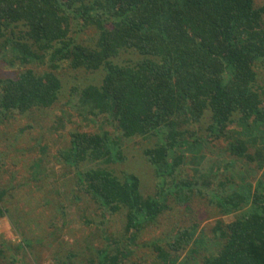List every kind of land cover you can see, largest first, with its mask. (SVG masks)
<instances>
[{
  "label": "trees",
  "instance_id": "16d2710c",
  "mask_svg": "<svg viewBox=\"0 0 264 264\" xmlns=\"http://www.w3.org/2000/svg\"><path fill=\"white\" fill-rule=\"evenodd\" d=\"M78 22L98 30L92 44L72 36ZM127 53L131 57L122 60ZM48 57L52 70L29 67L44 65ZM0 59L22 67L17 77L0 79V121L16 111L52 107L62 89L56 72L60 61L104 72L102 84L85 88L81 99L93 116L111 115L116 133L72 131L58 159L75 172L77 190L99 206L94 223L100 228L119 216L124 230L118 235L105 228L102 245L79 247L74 254L63 249L61 264H73L74 255L81 264H126L143 248L152 253L149 264H264V171L258 175L264 167V5L255 0H0ZM136 137L157 141L144 150L159 178L148 195L136 172L115 170L126 159L124 142ZM220 142L225 147L218 151ZM221 152L229 162L217 159ZM209 158L218 168L205 173L200 166ZM190 164L186 178H179ZM30 179L38 181L39 172ZM14 188L0 181V218L8 214L3 202L16 196ZM50 192L58 203L54 209L61 207L66 218L71 197L53 187L43 201L52 203ZM196 194L215 209L216 216L208 214L213 223L140 243L175 204L188 208ZM226 216L233 220L226 222ZM64 224L53 226L62 232ZM43 236L23 238L16 247L33 249ZM186 250L189 254L177 259ZM0 258L6 263L9 251L0 247Z\"/></svg>",
  "mask_w": 264,
  "mask_h": 264
},
{
  "label": "rangeland",
  "instance_id": "374dc122",
  "mask_svg": "<svg viewBox=\"0 0 264 264\" xmlns=\"http://www.w3.org/2000/svg\"><path fill=\"white\" fill-rule=\"evenodd\" d=\"M255 5H264V0H255ZM97 32L94 26L86 28L78 22L74 24L71 34L76 40L92 44L90 40ZM129 57L131 54H124L122 60ZM56 65L58 66L56 72L62 82L57 102L50 108H33L26 113L16 111L0 121V181L4 186L12 183L15 188L11 190V194L16 195L10 203H7V199H11L9 195L3 202L8 207V214L0 218V247L6 252L9 251V259L6 263L0 260V264H11L14 259L15 264H61L64 258L63 249L74 254L80 252L79 247L85 250L89 245H102L105 228L118 235L124 230V223L119 216L112 218L108 224H103L100 228L94 223L95 214L99 215L100 212L99 206L77 190L78 187L74 183L75 172L69 167L66 168L58 159L59 151L69 146L72 131L95 133L106 129L113 134L116 133L114 132L117 131L116 120L111 115L93 116L87 111L86 103L81 99L85 88L102 84L104 72L82 67L74 69L69 61H60ZM29 67L43 72L52 70L50 69L52 63L48 57L44 65L34 64ZM21 70V66H10L0 59V79L17 77ZM156 143L154 137H136L125 141L126 159L115 166L116 172L121 175L123 172H136L142 179L141 190L145 195L155 192L156 183L159 181L154 168L144 155V150L154 147ZM218 147V151L224 149V143L220 142ZM262 149L263 146L258 147L256 156L258 159L261 157L259 153ZM210 159L201 163L200 167L205 173L211 168L213 171L218 168L217 165L212 166L209 163ZM217 159L224 160V163L230 161V157L224 152H221ZM186 166L187 168L181 169L178 174V176L184 174L179 178H186L189 169L193 167L191 164ZM237 167L247 170L243 162L237 163ZM37 171L39 180L30 179ZM262 171L264 167L259 170L258 175H261ZM53 187L57 191L61 190V193H58L63 198L71 197L66 218L61 215V207L54 209L58 203L53 199L52 192L49 193L52 203L43 201L44 195ZM61 196L56 199H62ZM188 208L185 203L175 204L172 211L164 214L157 228H149L139 237L140 243L159 235L170 238L183 227L199 224L201 229L213 223L211 221L214 219H210L208 214L216 216V211L199 194L194 196ZM224 219L230 222L233 217L226 216ZM64 222L66 224L62 226L64 227L62 232L53 226L55 224L60 228ZM206 231L212 235L210 227L206 228ZM40 235H45L40 246L21 250L16 247L23 238ZM57 244L62 250L57 249ZM207 250H202L201 254L207 253ZM186 254H189L188 250L179 253L177 259L181 260ZM152 259V253L143 248L125 261L126 264H149ZM71 260L73 264H81L79 256L74 255Z\"/></svg>",
  "mask_w": 264,
  "mask_h": 264
}]
</instances>
